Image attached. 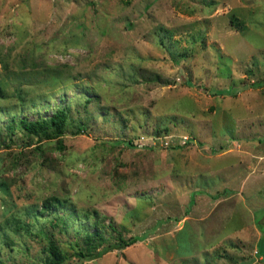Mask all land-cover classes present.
Returning <instances> with one entry per match:
<instances>
[{
    "label": "rangeland",
    "instance_id": "1",
    "mask_svg": "<svg viewBox=\"0 0 264 264\" xmlns=\"http://www.w3.org/2000/svg\"><path fill=\"white\" fill-rule=\"evenodd\" d=\"M63 106L60 138L11 127ZM259 183L264 0H0L3 264H46L42 229L60 264H264Z\"/></svg>",
    "mask_w": 264,
    "mask_h": 264
},
{
    "label": "trees",
    "instance_id": "2",
    "mask_svg": "<svg viewBox=\"0 0 264 264\" xmlns=\"http://www.w3.org/2000/svg\"><path fill=\"white\" fill-rule=\"evenodd\" d=\"M241 27V26H240ZM70 120L69 110L67 106L59 107L57 108L50 116L46 117H38L37 119H29L28 117H23L19 120L16 119V116L14 115L13 125L11 127L13 128L14 125H18L22 130L26 131L30 135H36L40 138L44 139H54V138H60L62 137L67 129L68 123ZM85 130V129H83ZM54 207H60L63 211H69V216L63 217L61 220L63 222V225H65L64 228H68V218L72 215L77 216L75 211L70 209L66 206V201H63L59 198H52L45 202V204L42 205V207L38 210V213L41 216L46 217L47 214L51 215L52 211H50ZM55 214V213H54ZM78 219V217H76ZM35 219H38V215L35 213ZM92 226L95 227L94 230H90L89 228H92ZM22 228L25 229V231H28V227H25L21 225ZM113 232H116V226L110 222L108 226ZM18 228V225H17ZM19 229V228H18ZM41 235H47L49 237V243H48V257L46 259V264H60L65 260V254L60 248L58 242L53 240L51 236L48 235L47 232H45L44 229L40 230L39 232ZM82 235V233H81ZM115 241L106 247V250H111L113 248L116 249H124L127 246H130L134 244L138 238L137 237H130L129 239L124 238V236L121 233L115 234ZM84 239V244H86V252L89 254H85L84 250L81 249L79 252L80 256L87 257V258H93L98 257L101 255L102 248L99 250L100 246L108 243L109 239L106 236L105 230L99 229L97 224H90V227L86 229L84 234L82 235ZM0 264H3V261L0 259Z\"/></svg>",
    "mask_w": 264,
    "mask_h": 264
},
{
    "label": "crops",
    "instance_id": "3",
    "mask_svg": "<svg viewBox=\"0 0 264 264\" xmlns=\"http://www.w3.org/2000/svg\"><path fill=\"white\" fill-rule=\"evenodd\" d=\"M253 155V153H252ZM254 156V155H253ZM258 156H255V158H257ZM262 171V170H261ZM246 174L242 176L240 182H242V180H244L247 176V172H245ZM248 184V183H246ZM260 185H256V186H253V185H249L251 186L250 187V194H251V198L252 199H258L259 203L264 201V197H262L264 195V187H263V184L262 183H259ZM244 190V189H243ZM249 196V194L247 195V197ZM217 206L220 205V202L216 204ZM263 206H264V203H263ZM261 207V206H260ZM263 220V217L261 218ZM237 220V218L235 217V221ZM239 226L236 228L238 229ZM261 239V238H260Z\"/></svg>",
    "mask_w": 264,
    "mask_h": 264
},
{
    "label": "built area",
    "instance_id": "4",
    "mask_svg": "<svg viewBox=\"0 0 264 264\" xmlns=\"http://www.w3.org/2000/svg\"><path fill=\"white\" fill-rule=\"evenodd\" d=\"M185 141H191V139L188 136H185Z\"/></svg>",
    "mask_w": 264,
    "mask_h": 264
}]
</instances>
